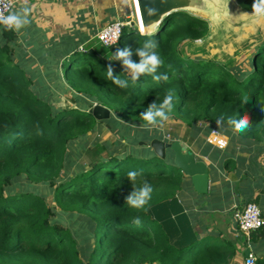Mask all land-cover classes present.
Here are the masks:
<instances>
[{
    "label": "trees",
    "instance_id": "1",
    "mask_svg": "<svg viewBox=\"0 0 264 264\" xmlns=\"http://www.w3.org/2000/svg\"><path fill=\"white\" fill-rule=\"evenodd\" d=\"M249 1L238 0L243 8ZM207 33L206 21L178 10L147 35L125 28L119 42L107 48L94 40L62 61L63 87L75 100V107H65L32 89L33 78L12 62L17 53L13 31L0 26V264H228L235 254L230 242L213 236L198 241L190 228L173 223L171 206L182 184L173 163L120 151L128 144L115 140L88 143L95 132L116 128L96 121L87 113L90 106L102 105L117 121L151 131L143 127L141 113L169 91L174 94L170 119L186 129L206 123L264 143V41L255 47L248 67L229 68L199 55L206 52L195 42ZM149 39L157 43L163 61L156 74L168 78L144 75L129 80L126 89L114 85L106 74L112 52L134 51ZM138 59L133 54L132 60ZM112 63L114 74L128 79L119 62ZM230 116H247L249 127L236 131L228 124ZM85 156L91 159L87 163L82 162ZM130 171L139 173L134 183L128 180ZM145 182L153 189L150 201L144 209L130 208L125 197ZM18 183L48 188L55 206L46 202V193L15 191ZM76 217L84 222L71 227ZM136 217L139 226L133 223Z\"/></svg>",
    "mask_w": 264,
    "mask_h": 264
},
{
    "label": "crops",
    "instance_id": "2",
    "mask_svg": "<svg viewBox=\"0 0 264 264\" xmlns=\"http://www.w3.org/2000/svg\"><path fill=\"white\" fill-rule=\"evenodd\" d=\"M9 1L13 4L11 12L23 7L31 9L29 24L19 32L13 31L15 39L12 44L29 45L24 48L26 55L39 54L35 56L37 60L53 59L54 68L68 54L88 47L107 24L131 20L135 14L134 0L127 3L124 0ZM183 1L186 3L183 10L208 24L206 37L195 42L203 50L201 43H231L230 38L244 40L255 30L264 29V16H258L250 7L243 8L238 0ZM127 28L133 31V27ZM153 28H147V32L150 33ZM249 41L255 43L249 50L250 59L258 44L255 40ZM32 46L37 47L32 50ZM210 130L206 123H197L188 130L181 122L170 119L164 122L162 130H151L160 132L161 140L178 141L183 152H189L197 162L205 163L208 171V188L204 193L197 192L192 179L181 174V189L171 206V218L174 224L190 228L198 241L213 236L230 242L235 254L228 264H244L247 248L255 259L254 264H257L264 260V228L253 236L251 234L252 239L244 246L234 213L247 203H254L264 220V143L242 138L221 127L219 131L225 137L227 146L220 150L206 142ZM167 156L172 159V154ZM192 234L188 232V241L193 240Z\"/></svg>",
    "mask_w": 264,
    "mask_h": 264
},
{
    "label": "rangeland",
    "instance_id": "3",
    "mask_svg": "<svg viewBox=\"0 0 264 264\" xmlns=\"http://www.w3.org/2000/svg\"><path fill=\"white\" fill-rule=\"evenodd\" d=\"M250 1L247 4V7L252 8V4ZM135 20V19H134ZM140 29V26H139ZM231 43H208V44H200L203 45L204 51L206 53H200V56L206 59H212L217 60L220 63H224L227 65V67H248V60L249 57V50L251 49V46L254 45V42H251L249 40H255L257 44L264 41V29L262 31L255 30L252 35L244 40H239V38H230ZM13 45V44H12ZM17 45V43H16ZM15 47V45H13ZM29 45H24L23 43L19 44L16 48V54L14 59L12 60L13 64L15 66H18L22 72L29 76L32 79L33 85L32 89L38 88L41 93H39V97H41L43 100L47 101L49 100L54 105H62V106H74L75 100L72 97V93L69 90H65L63 87V80H62V61L59 63L56 68L52 67V64L54 62L53 59H46V60H37L35 58L36 55L39 54H32V53H26L24 52V48ZM37 46H32L31 49H35ZM43 64H48L49 66H43ZM51 92V93H48ZM42 94H44L42 96ZM51 94V95H50ZM79 102V101H78ZM82 100L78 104H82ZM93 106V105H92ZM75 107V106H74ZM91 107V106H90ZM89 109V108H88ZM172 120V119H170ZM107 123H112L114 127V132H107L104 134H99L98 132H95L94 134L90 135V139L88 140V143H92L95 141H118L119 143H122L124 145H127L126 147H119L120 151H130V153H137V156L140 158L143 157H149L152 158L154 155L152 150L148 148L146 145L141 146L140 142H149V139H160L161 140V133L157 131H142L135 129L132 125L123 122L121 119L117 121L115 119V114L112 113V117H110L109 120H107ZM172 128L174 127L171 126ZM173 130L170 131V135H172ZM147 134V135H146ZM135 149V150H134ZM152 152V153H151ZM155 156V155H154ZM86 158L82 160V162L87 163L91 159L90 156H85ZM156 157V156H155ZM162 162L167 163L168 165L172 164V160L167 157L165 160H162ZM29 183H25L24 185H21L18 183V187L15 188V191L19 190V187L26 189L28 191H37L39 193H46L49 194L48 188H43L36 186V188ZM46 202L49 204V206L53 207L55 206L52 202V195L46 196ZM56 212L59 214L58 209ZM66 221V222H65ZM62 221L64 226H69L67 220ZM82 221L84 222V219L82 217H76L72 221L71 227H80L82 224ZM72 229V228H71ZM85 243L79 242V247L84 249Z\"/></svg>",
    "mask_w": 264,
    "mask_h": 264
},
{
    "label": "clouds",
    "instance_id": "4",
    "mask_svg": "<svg viewBox=\"0 0 264 264\" xmlns=\"http://www.w3.org/2000/svg\"><path fill=\"white\" fill-rule=\"evenodd\" d=\"M128 0H124L127 3ZM3 0H0V4ZM4 7L0 6V26L7 31L19 32L22 28L29 24L28 15L31 11L28 7H23L18 11L9 12L4 14ZM252 11L258 16H264V0H253ZM143 31V30H142ZM157 43L154 40H146L142 46L136 47L135 50L131 47L116 48L112 52L111 61L107 65L106 74L112 83L121 89L128 87V82H136L141 76L151 75L156 81L166 80V74L158 75L157 70L162 65L163 61L156 51ZM133 54L137 56L138 62L132 60ZM112 62H119L122 73L126 74L128 79H121L119 75H115V69ZM88 99L87 97H83ZM174 94L169 91L164 98L157 103L152 102L147 109L141 113V119L144 121L143 127L148 130H162L164 122L170 119V113L173 109ZM92 103V101H89ZM218 124L223 123V117L218 121ZM228 124L232 125L236 131H244L249 127V118L242 116L240 118L228 117ZM139 173L136 171L128 172L129 182H135ZM152 187L145 182L142 186L134 188L126 197V204L132 209H144L151 199ZM137 226L140 224V218L136 217L133 221Z\"/></svg>",
    "mask_w": 264,
    "mask_h": 264
},
{
    "label": "water",
    "instance_id": "5",
    "mask_svg": "<svg viewBox=\"0 0 264 264\" xmlns=\"http://www.w3.org/2000/svg\"><path fill=\"white\" fill-rule=\"evenodd\" d=\"M138 19L143 28L155 27L174 11L183 10L186 3L183 0H135ZM133 31H136L133 29ZM138 32V31H137ZM141 33V32H139ZM143 35L149 34L141 33ZM96 121H107L111 117L108 108L94 104L88 111ZM150 148L153 154L161 160H165L168 153L172 154L173 165L186 177L192 179V183L199 193L206 192L208 188V171L205 163L197 162L194 155L183 152L182 145L178 141L166 142L160 139H151L148 143L140 142ZM249 255V249H245V258Z\"/></svg>",
    "mask_w": 264,
    "mask_h": 264
},
{
    "label": "built area",
    "instance_id": "6",
    "mask_svg": "<svg viewBox=\"0 0 264 264\" xmlns=\"http://www.w3.org/2000/svg\"><path fill=\"white\" fill-rule=\"evenodd\" d=\"M135 3V14L131 20L125 21H114L107 24L101 31L96 35V40L103 47L115 46L125 28L133 27L136 31L139 32V26L141 25L137 11H136V2ZM12 2L9 0H3V3L0 6L4 7V14L7 15L11 12ZM135 19V20H134ZM79 51H83L82 48H79ZM169 137H167L168 139ZM206 142L216 147L217 149H225L227 146V141L224 136L216 129H211L206 137ZM234 218L238 224V229L241 234L242 240L248 245L250 242L251 234L264 227V220L261 216L259 208L254 203H247L241 210H236L234 213ZM254 257L249 254L245 258L244 264H254Z\"/></svg>",
    "mask_w": 264,
    "mask_h": 264
},
{
    "label": "bare ground",
    "instance_id": "7",
    "mask_svg": "<svg viewBox=\"0 0 264 264\" xmlns=\"http://www.w3.org/2000/svg\"><path fill=\"white\" fill-rule=\"evenodd\" d=\"M142 30H143V31H142ZM147 31H149V30H147L146 28H143V26L140 25V31H139V32H141V33H146Z\"/></svg>",
    "mask_w": 264,
    "mask_h": 264
}]
</instances>
